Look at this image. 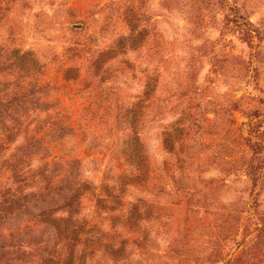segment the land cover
Wrapping results in <instances>:
<instances>
[{
    "label": "rangeland",
    "instance_id": "374dc122",
    "mask_svg": "<svg viewBox=\"0 0 264 264\" xmlns=\"http://www.w3.org/2000/svg\"><path fill=\"white\" fill-rule=\"evenodd\" d=\"M0 264H264V0H0Z\"/></svg>",
    "mask_w": 264,
    "mask_h": 264
},
{
    "label": "trees",
    "instance_id": "16d2710c",
    "mask_svg": "<svg viewBox=\"0 0 264 264\" xmlns=\"http://www.w3.org/2000/svg\"><path fill=\"white\" fill-rule=\"evenodd\" d=\"M103 55H100V57L98 59L95 60V58L91 59V64H96V69L100 68V65H102V63L104 62V59L102 58ZM91 65V66H92ZM28 70L30 68H27ZM69 70H72L70 67L67 68V70H65L66 74L67 72H69ZM67 127H69L71 130H75L76 127L78 126L81 129H86V127H88L86 124H81L80 122L77 123H73L70 124L68 123V125H66ZM60 127H62L61 125L58 124V122H53V126L50 128V133L51 132H55L57 129H59ZM86 131V130H85ZM89 130H87L86 132H88ZM91 132V130L89 131V133ZM64 137V134H56L54 135V140H52V144L57 145V148L53 149L52 153H51V157L53 158V163L55 164L56 161H67L68 159L65 160L66 155L62 154H58V151L60 150H64L66 148H64L65 146V142L62 140V138ZM138 138H136L137 140ZM123 153L126 156L127 162L130 165L135 164L136 165V171H138L139 175H145L146 174V158L144 156H142V149L141 147L136 144V143H132V142H127L125 144ZM71 161H73L74 163L72 165H70V173L68 174V176L66 175V182L67 184V188H68V192H64L62 195V198L65 202V204L63 205V208L66 209V211L68 212V219H58V218H53L52 220H48L49 224H52V227L56 230V235L60 241L61 240H69V244L68 246H74V244H71L70 242L73 240H76V237H78V235H88L91 232V229H87V226H93V223L85 220L81 225H75V221H73V217L75 213H78V210L75 208L74 204L80 205V200L81 198L84 196L85 198L87 197V194H91L92 196H95L96 198V212L98 213V211L102 208H107V205H111L110 206V210H117L119 208H116V204H120V196L116 193H112L110 190H115V184L114 185H107V184H103L102 186H98L96 189L100 190L102 189L103 191L100 193H96L94 191V189L88 184V182H83V183H78L75 179L76 176L73 175L74 173V169H75V164H78V166L81 163V159H71ZM133 176V171L129 172L128 174H123L120 175L119 178L122 179V181H117L115 180L113 177L110 180H114V183H120V185H122V183H125V178L127 176ZM73 176V177H72ZM142 180V179H140ZM75 184L76 187L74 188V190H69L71 188V186ZM70 195V196H66V195ZM68 220L66 225H63V221Z\"/></svg>",
    "mask_w": 264,
    "mask_h": 264
},
{
    "label": "water",
    "instance_id": "95a60500",
    "mask_svg": "<svg viewBox=\"0 0 264 264\" xmlns=\"http://www.w3.org/2000/svg\"><path fill=\"white\" fill-rule=\"evenodd\" d=\"M76 27H81V25H76Z\"/></svg>",
    "mask_w": 264,
    "mask_h": 264
}]
</instances>
